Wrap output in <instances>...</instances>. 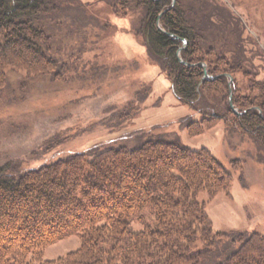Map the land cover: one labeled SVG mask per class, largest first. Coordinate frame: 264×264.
I'll use <instances>...</instances> for the list:
<instances>
[{
    "label": "trees",
    "instance_id": "16d2710c",
    "mask_svg": "<svg viewBox=\"0 0 264 264\" xmlns=\"http://www.w3.org/2000/svg\"><path fill=\"white\" fill-rule=\"evenodd\" d=\"M183 4L137 0L148 58L167 74L177 99L200 112L190 134L224 121L264 140V61L248 56L246 31L222 8L206 3L210 9L196 16ZM75 5L77 0H0V88L10 70L29 79L61 77L65 66L54 57L45 25ZM214 11L230 29L217 30ZM207 27L219 33L215 44L206 40ZM239 76L249 84L246 94ZM231 78L233 104L242 114L230 107ZM139 103L113 118L128 122ZM13 164L0 168V264H264L263 236H216L196 200L200 193L213 199L233 184L208 151L148 141L93 159L73 154L37 168ZM75 235L81 238L78 251L57 261L41 259L46 248ZM225 239L239 248L231 253Z\"/></svg>",
    "mask_w": 264,
    "mask_h": 264
},
{
    "label": "rangeland",
    "instance_id": "374dc122",
    "mask_svg": "<svg viewBox=\"0 0 264 264\" xmlns=\"http://www.w3.org/2000/svg\"><path fill=\"white\" fill-rule=\"evenodd\" d=\"M206 3L236 18L246 31L248 56L264 61V0H184L183 7H192L198 16V10L210 9ZM214 12L217 30L230 29ZM143 18L137 0H77L46 23L54 57L65 69L58 80L8 72L6 87L0 88V168L8 163L37 168L73 154L93 159L109 149H136L148 141L205 150L233 177L228 191L213 199L206 193L196 198L214 234L264 237V140L224 121L190 134L189 127L201 121L200 112L177 99L167 74L148 58L139 31ZM215 29L205 30L209 44H215ZM237 81L246 94V79ZM138 100L133 119L120 124L113 118ZM230 242L225 239L222 245L233 253L239 244ZM80 247V235H75L46 248L41 259L57 261Z\"/></svg>",
    "mask_w": 264,
    "mask_h": 264
},
{
    "label": "water",
    "instance_id": "95a60500",
    "mask_svg": "<svg viewBox=\"0 0 264 264\" xmlns=\"http://www.w3.org/2000/svg\"><path fill=\"white\" fill-rule=\"evenodd\" d=\"M174 2H175V0H174ZM158 26H159V29L162 30L161 27H160V23L159 22H158ZM179 61L183 63V61H182L180 56H179ZM205 76H206V78H209V75L207 73H206ZM232 82H233V79L231 78V81L229 83V86L231 87V90H230V102H229L230 103V107L236 114H242V113H239L238 110L235 109L234 104H233Z\"/></svg>",
    "mask_w": 264,
    "mask_h": 264
}]
</instances>
